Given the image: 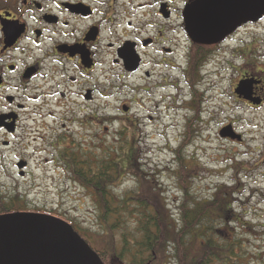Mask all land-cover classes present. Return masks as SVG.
<instances>
[{
    "label": "flooded vegetation",
    "instance_id": "af4514ba",
    "mask_svg": "<svg viewBox=\"0 0 264 264\" xmlns=\"http://www.w3.org/2000/svg\"><path fill=\"white\" fill-rule=\"evenodd\" d=\"M158 1L0 0V216L46 214L43 204H29L40 188H29L37 171L53 183L63 177L75 185L78 152L107 151L108 125L118 127L112 135L120 145L134 149L133 105L149 100L157 88H173L174 75L187 82L198 49L188 37L183 11L194 0L183 4L174 37L169 36L172 9ZM180 35L185 46L174 43ZM236 37L244 43L234 48L240 65L232 97L259 111L264 109V13L219 44L198 46L219 49ZM241 83L245 90L238 94ZM108 100L130 101L120 105L119 115H99ZM235 125L222 128L238 134Z\"/></svg>",
    "mask_w": 264,
    "mask_h": 264
},
{
    "label": "rangeland",
    "instance_id": "374dc122",
    "mask_svg": "<svg viewBox=\"0 0 264 264\" xmlns=\"http://www.w3.org/2000/svg\"><path fill=\"white\" fill-rule=\"evenodd\" d=\"M154 2V0H139ZM188 0H159L169 5L173 12L172 29L179 31L183 4ZM151 4L148 5L150 7ZM174 31L169 36L174 37ZM240 37H244L242 34ZM172 37V38H173ZM174 41L178 46H185L181 36ZM244 43L239 37L231 41L227 47L210 49V54L201 72L202 81L198 86L200 100L199 120L191 124L195 129V138L191 145L181 150V157L188 161L187 168L195 169L192 191L198 199L208 197L220 185L237 187L239 198L234 205V212L239 222L229 226L233 235L239 237L245 244L247 258L245 264H264V109L250 111L232 97V84L237 76L235 68L240 61L234 48ZM175 74V73H174ZM180 83L173 76L171 89H155L149 100H138V106L133 105L132 115L137 117V131L133 135L135 152L129 150L139 160L141 167L134 176L129 175L115 185L120 195H138L146 197L147 187L156 183L155 191L163 195L167 206V214L176 222L177 207L180 193L176 187L177 158L174 152L185 140L186 124L193 117V111L188 107L191 91L187 82L180 77ZM130 98V97H129ZM130 100H108L105 111L99 115L116 116L120 113V105ZM94 114L97 113L95 111ZM151 117L152 120H147ZM229 122L236 123L241 141L220 139L222 126ZM116 125H108L110 133L106 136L107 151L77 153L80 159H95L103 161L109 152L128 153L129 145L121 144V139L112 135ZM117 140H116V139ZM97 141L94 139V144ZM100 143V142H99ZM98 143V144H99ZM131 147V146H130ZM35 181L29 183V188L40 187L35 194L29 196V204H43L44 212L62 219L76 228L80 234L87 235L90 247L97 249L115 241L120 246L121 237L118 231L110 236V231L104 229L98 212L95 210L94 198L82 191L78 185L67 183L63 177L60 182L45 180L37 171ZM132 176V177H130ZM60 183V184H58ZM140 184H147L139 187ZM58 191L61 195L58 197ZM33 202V204L30 203ZM176 224V223H175ZM245 224V229L242 226ZM103 240V244H102ZM107 242V243H106Z\"/></svg>",
    "mask_w": 264,
    "mask_h": 264
},
{
    "label": "trees",
    "instance_id": "16d2710c",
    "mask_svg": "<svg viewBox=\"0 0 264 264\" xmlns=\"http://www.w3.org/2000/svg\"><path fill=\"white\" fill-rule=\"evenodd\" d=\"M194 46L198 50L194 52L195 60L190 58L187 76L191 91L188 107L193 117L186 124L185 140L174 152L179 170L176 187L180 193L176 222L167 214L163 195L155 191L156 183L147 187L145 198L140 193L122 196L116 192L118 181L141 171L139 160L129 153L135 152V148L129 147L128 153L121 150L119 155L115 150L118 159L109 152L98 163L78 157L75 184L94 198L95 210L110 236L118 231L121 237L119 247L111 238L102 248H93L103 264H245V244L229 229L239 222L233 209L239 198L238 188L220 185L208 197L198 199L192 191L195 169L187 168L188 161L180 155L195 138V129L190 125L200 117L198 86L210 54L207 48ZM144 185L147 184L139 183V187ZM80 236L90 245L87 235Z\"/></svg>",
    "mask_w": 264,
    "mask_h": 264
},
{
    "label": "water",
    "instance_id": "95a60500",
    "mask_svg": "<svg viewBox=\"0 0 264 264\" xmlns=\"http://www.w3.org/2000/svg\"><path fill=\"white\" fill-rule=\"evenodd\" d=\"M264 13V0H194L183 16L194 44L216 45L248 20ZM241 83L237 93H244ZM221 139L240 141L230 126ZM0 264H103L67 222L44 214L0 216Z\"/></svg>",
    "mask_w": 264,
    "mask_h": 264
}]
</instances>
